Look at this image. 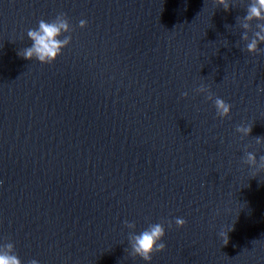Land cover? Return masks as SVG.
<instances>
[{"label":"water","instance_id":"obj_1","mask_svg":"<svg viewBox=\"0 0 264 264\" xmlns=\"http://www.w3.org/2000/svg\"><path fill=\"white\" fill-rule=\"evenodd\" d=\"M250 2L0 0V243L23 264H148L129 234L164 223L151 264H264V170L244 163L264 156V51L238 21ZM60 13L63 54L18 55Z\"/></svg>","mask_w":264,"mask_h":264},{"label":"clouds","instance_id":"obj_2","mask_svg":"<svg viewBox=\"0 0 264 264\" xmlns=\"http://www.w3.org/2000/svg\"><path fill=\"white\" fill-rule=\"evenodd\" d=\"M218 5H223L225 10H230L235 0H216ZM240 27L243 29L242 40L246 42V50L250 53L264 51L261 45L264 44V0H251L246 6V14L238 17ZM81 28H86L88 21L82 19L79 22ZM72 25L66 13L58 14L51 22L41 19L37 28L29 29L28 37L32 44L19 51L18 55L28 60H37L44 64L54 63L62 54L63 50L72 42ZM67 34V35H66ZM196 91L200 94H206L208 100H213L217 115L221 118H228L232 114V104L225 99L216 96L211 89L201 84ZM258 91L264 93V86L258 88ZM185 97L188 92L183 94ZM237 132L241 138L251 136L253 125H238ZM257 144H264V137H256ZM244 163L257 172L264 170V156L257 158L253 151H246ZM257 175H254L255 177ZM129 229H135V223L125 221ZM175 224L184 227L187 220L176 218ZM169 222V227H171ZM233 230V225H226L219 232V236L226 245L229 242L228 233ZM166 228L164 223H151L142 232L132 231L129 234L130 254L133 257H140L151 264L153 255L157 252H163L167 248L164 241ZM0 264H23V261L16 254L14 243H0ZM30 264H40L38 260H31Z\"/></svg>","mask_w":264,"mask_h":264}]
</instances>
